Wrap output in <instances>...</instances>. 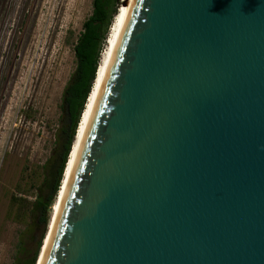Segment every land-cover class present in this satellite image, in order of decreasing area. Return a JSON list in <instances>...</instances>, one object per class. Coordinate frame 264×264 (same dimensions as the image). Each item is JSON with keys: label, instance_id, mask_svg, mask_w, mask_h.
<instances>
[{"label": "water", "instance_id": "95a60500", "mask_svg": "<svg viewBox=\"0 0 264 264\" xmlns=\"http://www.w3.org/2000/svg\"><path fill=\"white\" fill-rule=\"evenodd\" d=\"M41 264H264V0H132Z\"/></svg>", "mask_w": 264, "mask_h": 264}, {"label": "rangeland", "instance_id": "374dc122", "mask_svg": "<svg viewBox=\"0 0 264 264\" xmlns=\"http://www.w3.org/2000/svg\"><path fill=\"white\" fill-rule=\"evenodd\" d=\"M91 11L92 0H0V264L31 259L45 235L33 203L57 163L62 93Z\"/></svg>", "mask_w": 264, "mask_h": 264}, {"label": "trees", "instance_id": "16d2710c", "mask_svg": "<svg viewBox=\"0 0 264 264\" xmlns=\"http://www.w3.org/2000/svg\"><path fill=\"white\" fill-rule=\"evenodd\" d=\"M118 0H92L91 14L84 20L82 31L80 32L75 44L74 54L76 66L62 93L63 113L67 122L62 127L64 137L61 138V149L57 155L50 172L43 181V188L39 189L36 199L33 203L34 211L38 212L37 218L45 226L48 223V207L53 203L62 172L67 160V156L72 144L76 127L82 113L86 98L92 88L96 77L102 45L106 39L109 26L114 14L117 12ZM44 187H49L48 192L41 193ZM44 234L38 241L37 248L31 259L19 261L17 264H34Z\"/></svg>", "mask_w": 264, "mask_h": 264}, {"label": "bare ground", "instance_id": "6f19581e", "mask_svg": "<svg viewBox=\"0 0 264 264\" xmlns=\"http://www.w3.org/2000/svg\"><path fill=\"white\" fill-rule=\"evenodd\" d=\"M132 0H122L118 5L117 12L114 14L111 24L108 29V33L106 36L105 47L103 48L98 67L96 69V77L93 81L92 88L87 96L85 105L83 107L82 113L80 115L75 135L71 144V148L69 150V155L67 156V160L64 166V172L61 177V181L58 187V191L56 193L54 202L52 204L50 217L47 223V229L45 235L42 239V243L40 245V249L37 254V261L35 264H41L42 260L45 256L49 240L71 177L73 172V168L75 165V161L77 159V155L83 139L85 137L87 128L89 126V122L91 120L94 108L96 106L101 88L103 86L104 79L106 77L109 65L111 63L116 45L118 43L124 22L126 20L130 5Z\"/></svg>", "mask_w": 264, "mask_h": 264}]
</instances>
